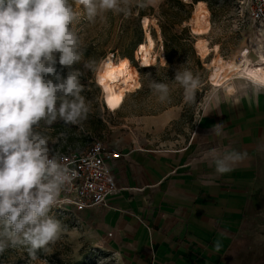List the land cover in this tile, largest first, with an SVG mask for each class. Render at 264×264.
<instances>
[{
  "label": "crops",
  "instance_id": "obj_1",
  "mask_svg": "<svg viewBox=\"0 0 264 264\" xmlns=\"http://www.w3.org/2000/svg\"><path fill=\"white\" fill-rule=\"evenodd\" d=\"M215 88L183 141L168 138L182 117L169 108L146 118L137 138L109 146L121 153L111 163L117 192L104 208L72 213L86 242L116 264H225L264 166V88L234 78ZM217 124L220 137L210 132ZM211 148L247 158L216 175L203 158Z\"/></svg>",
  "mask_w": 264,
  "mask_h": 264
},
{
  "label": "clouds",
  "instance_id": "obj_2",
  "mask_svg": "<svg viewBox=\"0 0 264 264\" xmlns=\"http://www.w3.org/2000/svg\"><path fill=\"white\" fill-rule=\"evenodd\" d=\"M152 3L0 0V253L8 247L24 249L30 262L36 261L38 250L50 251L68 232L52 210L77 173L54 150L49 131L58 121L82 126L92 111L81 78L83 69L95 73L98 63L85 59L78 24L107 12L128 16L133 4L145 8ZM174 78L191 101L199 77L178 67ZM149 86L161 102L169 99L167 84L152 80ZM210 132L220 137L222 125ZM203 158L214 163L216 175H224L247 153L211 148ZM215 247L219 251L220 244Z\"/></svg>",
  "mask_w": 264,
  "mask_h": 264
},
{
  "label": "rangeland",
  "instance_id": "obj_3",
  "mask_svg": "<svg viewBox=\"0 0 264 264\" xmlns=\"http://www.w3.org/2000/svg\"><path fill=\"white\" fill-rule=\"evenodd\" d=\"M166 1L153 0L145 8L133 4L128 16L107 12L93 22L83 20L78 24L85 59H93L98 63L95 73L83 69L84 75L81 78L85 85L83 95L91 101L92 111L82 126L68 125L62 121L51 126L49 135L55 140L54 150H81L97 142L107 147L123 145L127 140L138 137L146 118L169 108L181 109L182 117L174 126V133L168 138L176 140V136H179L177 141H183L208 99L216 91L209 79L213 70L211 61H239L242 60L240 55L248 51V59L256 64L258 53L264 54L263 38L257 36L256 26L248 16L251 0H209V4L203 2L209 12L208 27L207 32L198 36L192 32L191 18L195 4H192V0H173L186 6L192 4L190 8L181 11L172 4L171 12H179L185 18L186 11H191L189 20L178 29L186 28L194 43L189 46L180 41L172 46L168 63L156 20L159 6ZM140 9L150 14L147 16L149 23L146 31L154 42L151 55L156 57V61L148 68H140L134 57L135 44L144 42V30L138 19ZM199 39L205 40L210 48L217 47L214 54L209 52L207 57H200L194 47ZM123 56L130 57L129 62L138 74L139 89L127 93L121 106L112 111L107 107L96 78L106 59L117 62ZM74 67L82 68L81 65ZM178 67L190 70L199 77L200 85L191 101L185 100L184 88L174 78ZM67 71L68 69H64L63 74L66 75ZM152 80L168 85V100L161 102L158 99V94L149 86ZM52 211L68 229L67 234L56 244L50 245V251L38 250L36 255L39 260L30 262L26 250L8 247L0 253V264H116L112 256L86 242L85 231L79 226L76 215L58 207ZM225 264H264V166L259 171L258 184L245 211L239 237L225 255Z\"/></svg>",
  "mask_w": 264,
  "mask_h": 264
},
{
  "label": "bare ground",
  "instance_id": "obj_4",
  "mask_svg": "<svg viewBox=\"0 0 264 264\" xmlns=\"http://www.w3.org/2000/svg\"><path fill=\"white\" fill-rule=\"evenodd\" d=\"M209 12L205 8L203 2H197L192 12V32L194 35H203L207 32ZM141 27L144 30V42L137 45L134 51L135 60L140 68H148L152 66L156 57L151 55L154 48V42L149 33L146 31L149 20L141 19ZM195 49L200 57L205 58L209 55L210 48L203 39L197 40L194 44ZM217 47L214 48V51ZM262 49V46H261ZM217 51V50H216ZM248 51L240 55L242 60L224 62L221 59L211 61L213 65L212 73L209 77L212 85L220 87L222 81L230 78L245 80L254 85L264 88V54L258 53V61L256 64L248 59ZM137 72L131 66L126 58H120L117 62H113L110 58L106 59L97 74V84L102 91L109 110L118 109L123 103L127 93L134 92L139 89L137 81Z\"/></svg>",
  "mask_w": 264,
  "mask_h": 264
},
{
  "label": "built area",
  "instance_id": "obj_5",
  "mask_svg": "<svg viewBox=\"0 0 264 264\" xmlns=\"http://www.w3.org/2000/svg\"><path fill=\"white\" fill-rule=\"evenodd\" d=\"M248 16L264 45V0H251ZM59 152L65 158L63 162L77 175L69 189L61 194L62 203L57 207L75 213L104 208L117 192L111 163L119 159L121 153L99 142L81 150Z\"/></svg>",
  "mask_w": 264,
  "mask_h": 264
},
{
  "label": "trees",
  "instance_id": "obj_6",
  "mask_svg": "<svg viewBox=\"0 0 264 264\" xmlns=\"http://www.w3.org/2000/svg\"><path fill=\"white\" fill-rule=\"evenodd\" d=\"M192 4H196L197 2H205L209 4V0H192ZM172 4H175L178 6V9L181 11L185 8H190L191 5H184L181 2L173 1V0H167L164 2V4L160 5L156 14V20H157V26L160 30V36L163 44V50L165 54L166 61L170 62V52L171 47L177 45L182 41L184 44L192 45L194 42L193 38L189 35L188 30L186 28L178 29L182 26V24L189 20L191 11H186V17H182L179 12L178 13H172L171 7ZM150 14H146L143 9H140V12L138 14L139 18H147V16ZM141 44L138 42L135 44V48L137 45ZM122 58H126L130 61V57L123 56Z\"/></svg>",
  "mask_w": 264,
  "mask_h": 264
}]
</instances>
